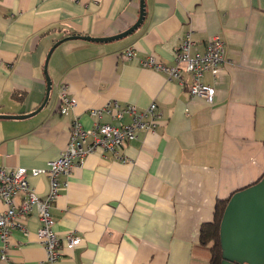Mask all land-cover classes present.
Segmentation results:
<instances>
[{"label":"crops","instance_id":"0c3cea01","mask_svg":"<svg viewBox=\"0 0 264 264\" xmlns=\"http://www.w3.org/2000/svg\"><path fill=\"white\" fill-rule=\"evenodd\" d=\"M145 9L134 33L94 43L63 38L123 33L138 21L140 0H0V115H30L43 105L45 63L62 41L49 61L46 106L23 120L0 119V166L46 167L67 149L74 120L92 129L91 111L109 101L140 111L155 103L160 114L154 131L118 150L126 163L94 153L59 178L68 185L51 208L54 230L83 242L64 246L53 264H208L201 226L217 201L264 175V0H145ZM187 35L191 56L215 36L224 42L226 64L203 77L216 91L212 104L190 95L191 76L179 81L143 63L153 55L174 67ZM64 89L77 104L62 114ZM101 122L115 123L108 115ZM28 181L40 197L48 194L47 177ZM27 228L28 236L12 233L11 262L47 264L36 213Z\"/></svg>","mask_w":264,"mask_h":264},{"label":"built area","instance_id":"2783aa9c","mask_svg":"<svg viewBox=\"0 0 264 264\" xmlns=\"http://www.w3.org/2000/svg\"><path fill=\"white\" fill-rule=\"evenodd\" d=\"M193 46L190 35H187L176 51V65L166 67L158 62L153 55L144 60V65L155 71L165 72L171 78L182 81L184 74L191 76L192 82L189 92L192 97L205 99L212 104L216 95L215 89L203 82L205 73L214 76L221 72L226 64L225 45L220 37H213L206 45L204 53L191 56ZM128 58L134 57V51L128 50ZM1 66V62H0ZM61 113L73 109L77 101L71 98L64 89L61 95ZM95 119L92 129H86L76 119L70 130V140L67 149L60 156L50 161L46 167L40 169L15 168L7 169L0 166V203L6 207L0 212V261L6 264H14L9 256V244L14 230L28 236L27 221L31 215L39 217L37 238L39 244L47 254V264H53L63 257V247L73 250L80 246L83 239L73 232L60 238L54 230V220L51 215L53 203L60 196V191L67 188V183L60 182L61 176H69L75 167L83 165L84 159L94 153H112L117 155L119 161L126 163L127 159L118 155V150L124 144L137 139L138 133L152 132L155 130L160 114L155 103L145 111H140L134 105H122L117 101H109L102 109L91 111ZM104 115H108L112 121L101 122ZM126 117L130 122L126 123ZM47 177L50 181L49 192L45 197H40L36 190L30 186L28 178Z\"/></svg>","mask_w":264,"mask_h":264},{"label":"water","instance_id":"95a60500","mask_svg":"<svg viewBox=\"0 0 264 264\" xmlns=\"http://www.w3.org/2000/svg\"><path fill=\"white\" fill-rule=\"evenodd\" d=\"M146 17L145 0H140V17L135 25L112 37L94 38L72 35L70 40H84L94 43H108L123 39L141 27ZM50 50L44 72L47 80L46 99L41 107L30 115H0L2 120H23L39 113L49 102L52 82L48 74ZM223 248L222 264H264V177L253 186L235 193L229 201L221 224Z\"/></svg>","mask_w":264,"mask_h":264},{"label":"trees","instance_id":"16d2710c","mask_svg":"<svg viewBox=\"0 0 264 264\" xmlns=\"http://www.w3.org/2000/svg\"><path fill=\"white\" fill-rule=\"evenodd\" d=\"M65 39H67V37L63 38V40ZM263 177L258 182H260ZM229 201L230 199L217 201L212 221L207 222L201 226L199 234V244L201 247L208 250V264H222L223 262L221 224Z\"/></svg>","mask_w":264,"mask_h":264}]
</instances>
